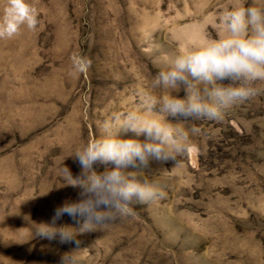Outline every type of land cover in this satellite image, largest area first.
<instances>
[{
    "label": "rangeland",
    "instance_id": "374dc122",
    "mask_svg": "<svg viewBox=\"0 0 264 264\" xmlns=\"http://www.w3.org/2000/svg\"><path fill=\"white\" fill-rule=\"evenodd\" d=\"M27 3L36 27L0 38V264H264V81L222 119L185 124L189 149L176 160L123 170L162 196L74 241L30 238L31 223L81 198L73 154L97 121L140 108L164 60L216 39L230 0ZM74 54L90 61L85 74H70ZM57 224L77 226L67 215Z\"/></svg>",
    "mask_w": 264,
    "mask_h": 264
},
{
    "label": "clouds",
    "instance_id": "9594fccd",
    "mask_svg": "<svg viewBox=\"0 0 264 264\" xmlns=\"http://www.w3.org/2000/svg\"><path fill=\"white\" fill-rule=\"evenodd\" d=\"M214 21L217 38L189 43L164 60L140 108L112 112L97 121V135L73 154L82 178L70 185L81 189V198L56 207L48 222L31 223L30 238L74 241L78 233L95 231L130 214L134 202L147 203L162 196L153 185L123 170L146 167L151 160H176L189 149L185 124L220 120L233 106L256 94L254 82L264 81V5L230 0L216 12ZM36 25L37 11L27 0H7L0 12V38H12L21 28L32 30ZM70 60V74L88 71L86 57L74 54ZM121 133L144 140L121 139ZM97 162L113 167L97 173L92 168ZM64 215L77 226L57 224Z\"/></svg>",
    "mask_w": 264,
    "mask_h": 264
}]
</instances>
